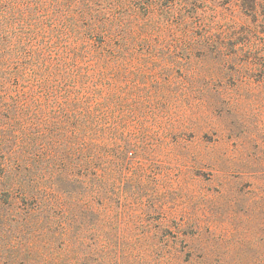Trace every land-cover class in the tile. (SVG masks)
Masks as SVG:
<instances>
[{"label":"rangeland","instance_id":"rangeland-1","mask_svg":"<svg viewBox=\"0 0 264 264\" xmlns=\"http://www.w3.org/2000/svg\"><path fill=\"white\" fill-rule=\"evenodd\" d=\"M264 0H0V264H264Z\"/></svg>","mask_w":264,"mask_h":264},{"label":"trees","instance_id":"trees-1","mask_svg":"<svg viewBox=\"0 0 264 264\" xmlns=\"http://www.w3.org/2000/svg\"><path fill=\"white\" fill-rule=\"evenodd\" d=\"M264 29V28H263ZM264 31V30H263Z\"/></svg>","mask_w":264,"mask_h":264}]
</instances>
